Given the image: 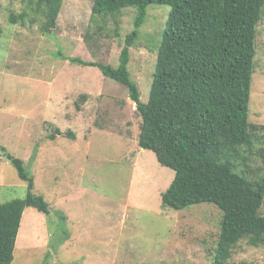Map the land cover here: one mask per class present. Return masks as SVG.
Returning a JSON list of instances; mask_svg holds the SVG:
<instances>
[{
  "label": "rangeland",
  "instance_id": "1",
  "mask_svg": "<svg viewBox=\"0 0 264 264\" xmlns=\"http://www.w3.org/2000/svg\"><path fill=\"white\" fill-rule=\"evenodd\" d=\"M93 1L65 0L56 29L45 34L39 24L10 23L21 0H0V147L24 160L35 192L51 204L50 215L25 209L12 264H215L221 210L208 202L164 206L175 171L140 147L142 119L128 88L80 62L117 67L135 29L133 7L123 10L119 34L112 19L92 22ZM171 8L149 5L130 47L144 102ZM249 119L258 130L239 169L264 174V12ZM56 128L72 135L51 139ZM27 193L0 148V201ZM229 264H264V247L242 242Z\"/></svg>",
  "mask_w": 264,
  "mask_h": 264
},
{
  "label": "trees",
  "instance_id": "2",
  "mask_svg": "<svg viewBox=\"0 0 264 264\" xmlns=\"http://www.w3.org/2000/svg\"><path fill=\"white\" fill-rule=\"evenodd\" d=\"M64 2L21 0L22 10L11 12L9 21L39 24L50 34ZM151 4L172 8L157 49L150 98L144 102L129 70L130 47ZM128 7L137 15L120 64L80 62L98 67L128 88L142 119L140 147L155 152L163 166L175 171L162 194L164 206L179 210L208 202L221 210L215 264H229L242 242L264 247V174L239 169L240 160L246 164L258 130L249 117L264 0H94L91 20L106 24L112 19L119 34L120 18ZM59 134L72 135L56 128L49 137ZM0 148L28 183L26 197L0 201V264H12L25 209L35 207L50 215L51 204L35 192L24 160Z\"/></svg>",
  "mask_w": 264,
  "mask_h": 264
}]
</instances>
